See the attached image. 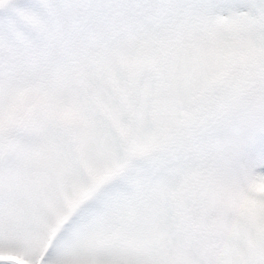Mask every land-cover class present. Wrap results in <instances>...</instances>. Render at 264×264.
I'll use <instances>...</instances> for the list:
<instances>
[{
    "label": "snow or ice",
    "instance_id": "1",
    "mask_svg": "<svg viewBox=\"0 0 264 264\" xmlns=\"http://www.w3.org/2000/svg\"><path fill=\"white\" fill-rule=\"evenodd\" d=\"M0 264H264V0H0Z\"/></svg>",
    "mask_w": 264,
    "mask_h": 264
}]
</instances>
